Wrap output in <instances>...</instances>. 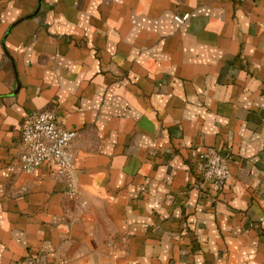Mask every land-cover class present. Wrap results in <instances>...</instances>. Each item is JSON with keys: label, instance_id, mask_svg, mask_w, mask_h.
<instances>
[{"label": "crops", "instance_id": "0c3cea01", "mask_svg": "<svg viewBox=\"0 0 264 264\" xmlns=\"http://www.w3.org/2000/svg\"><path fill=\"white\" fill-rule=\"evenodd\" d=\"M38 110L77 133L72 195L9 170ZM29 256L264 264V0H0V264Z\"/></svg>", "mask_w": 264, "mask_h": 264}, {"label": "built area", "instance_id": "2783aa9c", "mask_svg": "<svg viewBox=\"0 0 264 264\" xmlns=\"http://www.w3.org/2000/svg\"><path fill=\"white\" fill-rule=\"evenodd\" d=\"M187 16L184 14L175 18L182 21ZM76 134V131L65 129L58 124L52 110H38L27 115L21 124V150L15 161L9 165V170L13 173L30 174L43 163H48L54 168L55 174L67 182V193L74 194L70 145ZM200 159L202 180L210 185L213 195L219 194L231 177L228 154L206 147L201 151ZM22 264L58 263L29 256Z\"/></svg>", "mask_w": 264, "mask_h": 264}]
</instances>
